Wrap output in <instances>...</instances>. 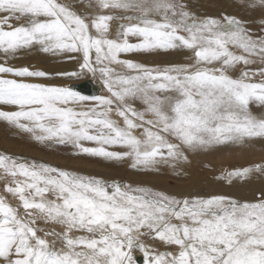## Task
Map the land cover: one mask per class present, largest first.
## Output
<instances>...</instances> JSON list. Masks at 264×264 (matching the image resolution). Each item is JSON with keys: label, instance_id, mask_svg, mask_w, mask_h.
<instances>
[{"label": "snow or ice", "instance_id": "obj_1", "mask_svg": "<svg viewBox=\"0 0 264 264\" xmlns=\"http://www.w3.org/2000/svg\"><path fill=\"white\" fill-rule=\"evenodd\" d=\"M259 3L264 7V0ZM97 4L135 12L124 17L134 23L121 25L111 38V15L89 20L58 0H0L5 55L33 45L45 53H80L81 70L98 72L109 94L87 96L72 88L0 78V105L17 109L0 110V120L38 143L71 144L78 155L131 159L133 168L142 169L161 161L187 162L189 152L215 145L264 138V118L249 111L251 100L264 104V67L245 68L239 78L227 74L238 64L257 59L264 64V35L235 17L198 20L178 0ZM130 36L139 42H129ZM178 47L192 50L193 63L160 68L120 58ZM217 63L221 66L207 67ZM0 74L48 76L3 65ZM257 74L260 81L251 82ZM113 146L126 150H109ZM253 170L228 176L246 178ZM0 172L10 178L4 191L19 201L13 206L0 196V264H136L135 250L143 264H264V193L253 203L223 195L179 199L8 154H0ZM144 237L175 251H158Z\"/></svg>", "mask_w": 264, "mask_h": 264}, {"label": "rangeland", "instance_id": "obj_2", "mask_svg": "<svg viewBox=\"0 0 264 264\" xmlns=\"http://www.w3.org/2000/svg\"><path fill=\"white\" fill-rule=\"evenodd\" d=\"M76 1L78 4L82 6L86 5L85 7L88 8L91 15L94 16L93 18L97 17L98 15L106 14L104 13L106 9H101L97 4V0L95 1L94 0H76ZM178 2L185 4L186 10L189 11L198 20H202L205 18H215L223 22L225 16L235 17L237 19L240 18L239 20L244 22V27L250 29L256 35H264V7L261 8L259 0H178ZM63 3H65L66 5L67 2L64 1ZM252 5H255V6L253 7ZM116 11H119V12L114 14V12ZM109 12L110 13H107V15H112V16L114 15V16H117L119 19H121L120 16H118V14L121 15V11L119 9L118 10L109 9ZM125 13H123V15H125ZM127 13H129V11H127ZM135 14L136 13L133 12V15ZM131 23L133 22L131 21L120 22L119 23L120 25L115 26L116 31L111 35V37L114 36V38H116L117 33L121 31L120 29L121 25L128 26ZM128 39H129V42L132 39H134L133 41L134 43L135 41L139 42L138 37L130 36V38ZM232 50L238 51L237 49H232ZM159 51H161L162 53L166 52L164 54L167 56H164V54L160 56L158 54ZM189 51L192 52V50H189ZM0 53H1L0 54V65L15 68V66L12 65V61H11L13 58H15L17 59L16 61H18V66H16V68L27 67L32 71H44L48 73V76L41 77V78L16 77L11 74H0V78L16 79L18 81H23L27 83L43 84L46 86H58V87L70 88L69 84L75 81L80 82L82 81V79L85 80L91 77L92 80L95 81L101 88V93L99 95H109L106 88L103 87L104 86L103 81L98 72L94 75L93 73L87 70H81L80 64L82 63V58H81L80 53H69V52L45 53L42 51L41 46L39 45H33L30 47L22 48L16 52V53H19L20 55L14 54L13 55L14 57H10L12 56V54L5 55L2 50H0ZM155 53L157 54L156 56H155ZM169 53L171 54V56ZM158 55L160 57H158ZM60 56L64 57V58L62 57V60L64 61L66 60V66L67 64L68 65L70 64L69 66L71 67L75 66V69L78 71H81L83 75L79 77H76L73 75H61L64 73H71V71L60 72L59 75L62 77V79L57 77V75H54L53 72L55 71L54 69H56L55 65L58 64L56 60H60L59 59ZM92 56H93V61H94L95 59L94 52ZM69 57H73V58H69ZM120 58L126 59V60H132L134 62L139 61L137 63H142L149 67H160V68H164L166 66H171V65L189 64L193 62L191 60V57L187 56L185 52H180V54L177 53L176 55H174L173 49L158 50V51L153 50L151 52H142V53L139 52V60L137 58V52L122 53L120 54ZM113 66L117 68L119 67L118 65H113ZM261 67H264V64H261L260 61L257 59L256 63L250 64L247 66H244L242 64L235 65L232 67V69H227V74L232 76L233 78H239L240 73L243 70H245V68H247L250 71H256ZM209 68H213V67H209ZM118 70H123V69H120L119 67ZM255 76L252 77L251 82L260 81L261 77L259 76V74ZM82 95H85V94H82ZM87 96H95V95L93 94V95H87ZM261 105L262 104L260 102L255 101V100H251L249 102V107L251 108L258 109ZM135 106L138 109H142V105L139 102H137ZM0 110L15 111L17 109L14 106L0 105ZM137 135H139V132L137 133ZM84 144L85 146H90V147L96 146L92 144L91 142H84ZM109 150L124 151L126 149H123L119 146H113ZM256 151L264 155V150H260V149L257 150V148H255L253 153H255ZM247 152L249 151H246L245 153L247 155L249 154L248 160L250 162H252L254 158L259 157V155L257 157H252L251 155L253 153L252 152L247 153ZM76 153H77V150L71 144L57 145L52 142L38 143L32 138L31 134L23 132L12 125H9L7 122L0 120V154H8L13 157H22L23 161L25 162L36 160L37 162L47 163L52 166H56V167H59L61 169H65L68 171H73V172H77V173L88 175V176H95L109 183H111L112 181H117L121 184H125V183L131 184L134 187H138V186L147 187L154 191L162 192L170 197H176L179 199H183L185 197L191 198L194 196L206 198L211 195H223L226 197H230L239 203H244V202L253 203V202H258L261 199V194L264 193V187L244 188L246 191V192H243L244 194H239L237 189L235 190V192L229 191L228 189L227 191H224V190H214L213 191L212 189H209L210 184L215 185L218 180H223V179L230 180L228 173L232 172V171L226 172L224 171L225 170L224 169L223 171L217 173L218 166L216 167L212 163L213 160L219 161L215 159L216 156H213V160L209 159L207 163L206 162L204 163L205 161L204 160L203 162H200V164L198 165H193L195 161L190 162V163H188V161L187 162H172L170 165V168L165 171L163 170V167H162L164 166V163H161V167H159L158 163L160 162L153 165L150 169H142L139 167L133 168L131 166L133 163L131 159H125L123 161L114 162V161L105 160L100 157H92V156H87V155H82V154L78 155ZM218 159L222 160L225 158H222V156H220ZM233 166L234 165L228 166V169H231ZM257 167L255 166L254 170ZM234 168H236V166H234ZM99 169L100 170L102 169V171H104L106 174H110V176L107 177V176H104V174L102 175L99 174L100 173ZM256 171L257 170H255V172ZM259 171L260 170H258L256 174L258 177L259 176L262 177L263 173H260ZM221 173H225V174L221 175ZM124 175L125 176L131 175L132 177L135 176V178H133V180L131 181L127 179ZM232 178L236 182L240 181V178H236V177H232ZM252 181L258 182V178L256 177ZM9 182H10V178L4 177L3 173L0 172V196H6L8 201L13 206H17L19 201L4 191L5 184ZM241 182L242 181H240L239 183ZM244 184L245 182H242V185ZM38 226L41 228H45L47 230H55L57 232H60L62 230V227L60 225H55V224L46 225L43 222H38ZM40 234L42 235V233ZM74 235H77V236L86 235V233H74ZM49 239H52V238H49ZM142 239H145L146 242L150 243L152 247L158 251H161V252L175 251L174 246H168L158 240H148L147 237H144ZM56 247L57 248L61 247V244L59 241L56 242ZM136 254H140L139 256L143 257L142 253L139 250H135L133 253V256H135ZM136 257L137 256H135L134 259H136Z\"/></svg>", "mask_w": 264, "mask_h": 264}, {"label": "bare ground", "instance_id": "obj_3", "mask_svg": "<svg viewBox=\"0 0 264 264\" xmlns=\"http://www.w3.org/2000/svg\"><path fill=\"white\" fill-rule=\"evenodd\" d=\"M64 1H66V6H68L70 8V10H72L73 12L77 13L78 15H81L82 17H85L86 19H93V15H91L90 11L88 10V8H86L85 6H82L80 4L77 3L76 0H59L58 2H61L63 3ZM95 1V0H94ZM65 4V3H64ZM262 8V7H261ZM247 9V8H246ZM118 10V9H117ZM121 11V15L118 14V16H120L121 19H119L117 16H112L113 19L109 22V26H110V35H112L115 31H116V27L115 26H118L120 25L119 23L122 22V21H128L127 19H125L124 17H126V15H133V12L129 11V13H127V11L125 10H122V9H119ZM119 11H116L114 12V14L118 13ZM126 12V13H125ZM217 12V11H216ZM104 13H110L109 12V9H106L104 11ZM123 13H125V15H123ZM216 15V13H215ZM220 16V15H219ZM217 17V16H215ZM220 18V17H219ZM243 18V17H242ZM222 19V18H221ZM240 19V18H239ZM245 20V19H244ZM134 23V21H131ZM15 23V22H14ZM93 33H95V30L93 29L92 30ZM261 34V33H260ZM111 38H114V36H112ZM130 38V37H129ZM134 39H132L130 42L131 43H134L133 42ZM136 43V41H135ZM174 50V55H176L177 53L180 54V52H185V54L189 57H191V60L193 61V52L187 50L186 48H183V47H178V48H175L173 49ZM156 51V50H154ZM158 51V50H157ZM170 52V51H169ZM52 53V52H51ZM142 53V52H141ZM162 52L159 51L158 54L160 56H162L164 53L166 52ZM173 53V51H172ZM1 54V53H0ZM122 54V53H121ZM170 54V53H169ZM10 55V54H9ZM15 55H20L19 53H15ZM157 54L155 53V56ZM158 55V57H160ZM150 56V55H149ZM164 56H167L164 54ZM171 56V54H170ZM10 57H14L13 55L10 56ZM62 57L63 56H60V60H56L58 62L56 66V69H54L55 71L53 72L54 75H57V77H59L60 79H62V77L59 75L60 72L62 71H71V73H78V75H75L76 77H79V76H82V72L81 71H78L75 69V66L74 67H71L67 64L66 66V60H62ZM8 58V57H7ZM23 58V57H22ZM21 58V59H22ZM38 58V57H37ZM64 58V57H63ZM137 58L139 60V52H137ZM153 58V57H152ZM14 59V60H13ZM11 61H12V65L15 66H18V61H16L17 59L13 58ZM8 60V59H7ZM19 60V59H18ZM64 61V62H62ZM136 62H139V61H136ZM193 63V62H191ZM189 63V64H191ZM182 65V64H181ZM54 66V68H55ZM208 67H220L221 65L220 64H213V65H207ZM46 67V66H45ZM53 68V67H52ZM119 68V67H118ZM44 69V68H43ZM228 69H232V67L228 68ZM80 70V69H79ZM252 70V69H251ZM50 71V70H49ZM53 71V70H52ZM51 72V71H50ZM51 74V73H50ZM235 74V73H234ZM256 77V76H255ZM13 78V77H12ZM16 78V77H15ZM91 78V77H90ZM88 78V80H90L92 82V84L95 86V90H96V94H100L101 93V88L100 86L92 80V78L90 79ZM86 80V79H85ZM82 79V81H85ZM80 81V82H82ZM76 82V81H75ZM73 82V83H75ZM78 82V81H77ZM72 84V83H71ZM69 87H70V84H69ZM104 87V86H103ZM102 87V88H103ZM71 88V87H70ZM104 89V88H103ZM103 91V90H102ZM78 92V91H77ZM80 93V92H79ZM249 111L250 113L257 117V118H264V104H262L258 109L256 108H251L249 107ZM257 148L260 149V150H264V138L262 137H255V138H251V139H246L245 141L241 142V143H227V144H221V145H215L213 146L212 148L208 149V150H201V151H195V152H189L188 153V156H189V160H188V163L190 162H194L193 165H198L200 164V162H203L204 160V163L207 161H209V159L213 160V156H216L215 159L219 160V161H212V163L217 167L218 166V171L217 173L223 171H226V172H229V171H233L234 169L236 170H240V169H244V168H252L254 169L255 166L259 167L260 169V173H263V176L262 177H258L257 176V171L255 172V170H253L246 178H240V181L242 182H245L244 185H242V182L239 183V182H236L233 178H231L230 180H218L217 183L215 185H211L209 186V189H212L213 191L214 190H224V191H227V189L229 191H232V192H235V190L237 189V191L239 192V194H244L243 192H246L244 188H247V187H264V155L262 153H259L258 151H256L255 153H253L254 149ZM246 151H249L247 153H253L251 156L252 157H257L259 155L258 158H254L253 159V163L250 162L248 160L249 158V154L247 155L245 152ZM262 152V151H261ZM220 156H222V158H225V159H218ZM30 157V156H29ZM251 157V158H252ZM250 158V159H251ZM179 162H185V161H179ZM161 163H164V166L163 167V170H167L170 168V165L172 162H169V163H165L163 161H161L159 164V167H161ZM167 164V165H166ZM184 164V163H183ZM166 165V166H165ZM192 165V164H191ZM236 166V168H234V166L231 168V169H228V166ZM183 166V165H182ZM203 167V166H202ZM196 168V167H194ZM100 170V169H99ZM217 170V169H215ZM100 173L99 174H104V176H110V174H106L104 171H102V169L99 171ZM103 172V173H102ZM214 172V171H213ZM225 172V173H226ZM205 173V172H204ZM225 173H221V175H224ZM113 176V175H112ZM125 176V175H124ZM127 179L129 180H133V178H135V176H131V175H126L125 176ZM223 177V176H222ZM258 178V182H253L252 180L254 178ZM221 178V177H220ZM219 178V179H220ZM237 178V177H236ZM166 185V184H165ZM237 185V186H236ZM166 189V188H165ZM171 189V188H170ZM169 190V189H168ZM172 190V189H171ZM175 191V190H173ZM172 191V192H173ZM177 191V190H176ZM237 192V193H238ZM238 194V195H239ZM240 196V195H239ZM243 197V196H242ZM140 254H136L135 256H139ZM134 256V257H135ZM142 257V256H140ZM143 258V257H142ZM136 260V259H135ZM136 264H143V259H142V262L141 263H138L136 261Z\"/></svg>", "mask_w": 264, "mask_h": 264}, {"label": "water", "instance_id": "obj_4", "mask_svg": "<svg viewBox=\"0 0 264 264\" xmlns=\"http://www.w3.org/2000/svg\"><path fill=\"white\" fill-rule=\"evenodd\" d=\"M70 87L73 90L78 91V92H80L82 94H85V95H93V94L96 93L95 86L88 79H86L85 81H82V82L72 83V84H70ZM136 261L138 263H141L142 262V257L137 256L136 257Z\"/></svg>", "mask_w": 264, "mask_h": 264}, {"label": "crops", "instance_id": "obj_5", "mask_svg": "<svg viewBox=\"0 0 264 264\" xmlns=\"http://www.w3.org/2000/svg\"><path fill=\"white\" fill-rule=\"evenodd\" d=\"M121 29V28H120ZM118 34V33H117Z\"/></svg>", "mask_w": 264, "mask_h": 264}]
</instances>
